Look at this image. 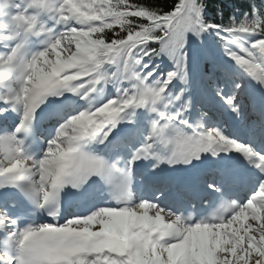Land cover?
<instances>
[{
    "label": "snow or ice",
    "instance_id": "snow-or-ice-1",
    "mask_svg": "<svg viewBox=\"0 0 264 264\" xmlns=\"http://www.w3.org/2000/svg\"><path fill=\"white\" fill-rule=\"evenodd\" d=\"M204 7L0 0V40L17 41L0 52V117L18 114L13 127L0 125V264H264V149L226 134L199 106L194 119L185 99L190 36L208 32L242 80L264 90V16L253 7L250 17L213 23ZM29 37L43 47L26 55ZM163 58L169 70L143 71ZM207 60L212 80L218 65ZM213 88L241 117V81L231 93ZM38 109L53 121L47 137L35 136ZM229 152L257 170L243 202L209 184L219 206L198 216L195 202L185 214L159 202L162 193L134 192L137 161L158 169ZM8 203L30 206V216L13 215Z\"/></svg>",
    "mask_w": 264,
    "mask_h": 264
},
{
    "label": "trees",
    "instance_id": "trees-1",
    "mask_svg": "<svg viewBox=\"0 0 264 264\" xmlns=\"http://www.w3.org/2000/svg\"><path fill=\"white\" fill-rule=\"evenodd\" d=\"M130 2L137 3L140 0H130ZM146 2L166 6L168 0H146ZM253 2L254 0H204L203 18L205 21L223 24H228L233 18L239 21L237 16L242 11H251L254 7ZM202 37L207 38L210 43L217 38L214 32L204 33Z\"/></svg>",
    "mask_w": 264,
    "mask_h": 264
},
{
    "label": "bare ground",
    "instance_id": "bare-ground-1",
    "mask_svg": "<svg viewBox=\"0 0 264 264\" xmlns=\"http://www.w3.org/2000/svg\"><path fill=\"white\" fill-rule=\"evenodd\" d=\"M48 122H42L39 124L40 131H42L44 134H48ZM46 132V133H45ZM162 200V199H161ZM163 202V201H162ZM165 203V202H164Z\"/></svg>",
    "mask_w": 264,
    "mask_h": 264
},
{
    "label": "rangeland",
    "instance_id": "rangeland-1",
    "mask_svg": "<svg viewBox=\"0 0 264 264\" xmlns=\"http://www.w3.org/2000/svg\"><path fill=\"white\" fill-rule=\"evenodd\" d=\"M143 71L146 73L148 71H150V67L146 68V69H143ZM164 71H167V70H156V72L153 74L154 76L155 75H158L159 73L161 72H164Z\"/></svg>",
    "mask_w": 264,
    "mask_h": 264
}]
</instances>
